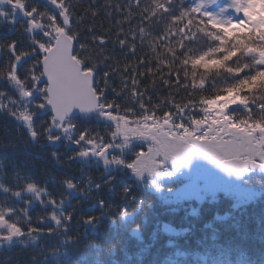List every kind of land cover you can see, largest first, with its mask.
Here are the masks:
<instances>
[{
	"label": "trees",
	"instance_id": "1",
	"mask_svg": "<svg viewBox=\"0 0 264 264\" xmlns=\"http://www.w3.org/2000/svg\"><path fill=\"white\" fill-rule=\"evenodd\" d=\"M200 1L170 0V13L148 17L141 10L155 0H139V7L135 0H64L70 6V24L77 44L85 46L84 51L77 46V51L96 64L101 87L107 80L104 96L118 109L109 110L112 114L127 111V119L132 121L141 119L145 110L157 118L170 113V121L183 116L185 125L190 124L189 115L201 117L195 108H185L181 113L175 107L187 105L190 98L195 100L201 94L199 89L184 87L190 82L185 80L179 61L171 68L160 63L172 59L167 52L169 45L178 56L185 50H206L210 42L198 32L193 31L191 38L184 37L183 48L172 34L173 25L181 23L174 17L184 9L200 7ZM25 3L41 11L58 12L46 0ZM203 10L208 12L204 6ZM61 21L57 15V23ZM141 28L148 34L143 41ZM26 29L0 23V44L15 41L18 50H30L31 38ZM132 36L136 37L134 54L129 51ZM101 38L104 44L99 43ZM120 39L125 40L124 48ZM34 60L28 59L27 64L23 60L22 64L27 67ZM8 66L7 51L0 50V72L6 73ZM105 71L109 73L107 78ZM17 74L24 78L23 69L18 67ZM8 87L11 86L7 79L0 78V91L17 98L19 95H11ZM49 120L50 116L43 114L34 117L38 132H43L45 121ZM108 123L96 117L77 120L79 130L88 129L90 135L102 137L106 143L112 140L114 131ZM79 151L78 146L67 141L51 144L43 134L34 142L24 126L6 111H0V183L13 191L21 190L26 199H31L23 193L29 182L47 189L58 201L64 198L59 207L47 204V198L43 204L32 199L26 207L21 199L0 189V206L15 208L14 217L19 216L26 232L29 224L24 222L25 212L31 226L42 230L26 235L21 242L0 245V264H264V199L237 206L234 198L222 194L201 203L192 200L167 204L158 195L139 189L129 176L128 167L120 165L107 171L97 161L87 164L88 160L77 156ZM113 153L117 157L124 155ZM127 161L132 162V157ZM69 180L78 184V196L73 197L67 190L65 182ZM178 183H169L167 189L177 188ZM255 184L261 186L264 181ZM53 215L62 223L58 225Z\"/></svg>",
	"mask_w": 264,
	"mask_h": 264
},
{
	"label": "snow or ice",
	"instance_id": "2",
	"mask_svg": "<svg viewBox=\"0 0 264 264\" xmlns=\"http://www.w3.org/2000/svg\"><path fill=\"white\" fill-rule=\"evenodd\" d=\"M46 3L55 6L58 12L29 7L25 0H0V23L15 24L18 17L24 18L31 38L30 50H18L15 41L0 44V50L7 51L9 65L6 73L0 72V78H6L19 95L17 100L0 91V111H6L24 126L34 142L43 134L51 144L67 141L78 146L79 157H97L105 165H119L124 163L123 160L111 154L109 149H123L133 139L150 140L152 143L147 151L138 152L134 162L126 165L138 176L144 173L171 175L158 170L168 161L179 168L193 154L203 155L237 175H242L249 167L264 169V0H233L234 11L242 16L240 20L220 19L205 12L203 5L184 9L174 17L181 22L173 25L175 32L172 33L179 38L180 48L184 47V37L191 38L193 31L210 42L206 50H185L179 56L169 45L167 52L172 59L160 60L169 68L179 61L185 80L190 82L184 87L190 86L201 92L195 100L190 98L189 104L175 105L181 113L185 108H195L201 113L200 118L189 115L188 126L182 122L183 116L170 123V113L157 118L145 110L140 114L141 119L132 121L127 119V111L112 114L118 109L104 96L107 80L101 87L97 82L96 64L77 51V46L81 51L85 46L77 44V35L70 24L69 4L64 0H46ZM135 3L139 7V0ZM169 3L170 0H155L141 11L148 17L170 13ZM57 15L62 17L61 23H57ZM254 16L257 19L254 20ZM144 18L142 15L141 19ZM168 32L171 33L172 29ZM139 35L143 41L148 34L141 28ZM132 40L129 51L134 54L136 37L132 36ZM104 42L102 38L99 41L100 44ZM119 43L125 47L124 39ZM149 46L156 54L151 41ZM33 57L34 62L26 67L27 60ZM22 60L25 64H21ZM18 67L24 70V78L17 74ZM108 75L105 71L104 77ZM132 83L135 85L137 81L134 79ZM139 106L145 108L143 103ZM37 114L50 116L42 133L34 123ZM93 116L109 122V128L114 127L111 141L106 143L102 137L90 135L88 129H78V118L91 119ZM120 140L122 142H117ZM65 184L70 192H78L75 181L69 180ZM0 189L21 199L26 207L31 205L32 199L43 204L47 198V204L54 207L61 206L64 200L63 197L59 201L52 198L47 189L32 182L23 188V193L31 199H26L21 190L13 191L2 183ZM16 211L11 206H0V242L7 245L42 231L31 226L25 212L24 222L29 224L26 232L19 216L14 217ZM52 219L58 225L62 223L55 215ZM67 219L70 221L71 217Z\"/></svg>",
	"mask_w": 264,
	"mask_h": 264
},
{
	"label": "rangeland",
	"instance_id": "3",
	"mask_svg": "<svg viewBox=\"0 0 264 264\" xmlns=\"http://www.w3.org/2000/svg\"><path fill=\"white\" fill-rule=\"evenodd\" d=\"M201 4L205 7L206 11L208 13H211L212 15L228 20H237L242 19V16L234 11L233 8V0H201ZM259 11V9H257ZM16 27L23 29L24 27H27L26 19L24 18H17ZM18 28H16L15 31H17ZM14 31V32H15ZM23 60L21 61L22 64ZM11 95H16L18 93L15 92L14 89L11 87H8ZM15 99L19 100V96ZM6 102V100H5ZM19 106V105H17ZM172 121H170L171 123ZM188 126V125H185ZM122 142V140H120ZM150 140H136L131 141L130 144L123 149H109V152L114 155L113 152L116 151H124L125 156L132 157L133 161L136 159V154L140 151L146 152L148 147L151 145ZM130 152V153H129ZM117 157V156H116ZM126 157H118L119 159L123 160V162L127 163ZM85 161H87V164H91L93 161L94 164H96V161L98 163V166L104 167L107 171L111 169H116L119 165L117 164H107L105 165L103 160L97 157H83ZM162 160V158H160ZM132 162H128L132 163ZM214 162L200 154H193L190 159L179 166V168H176L171 161L166 162L164 168L159 169L158 171H167L172 173L171 175L167 176H159V175H150L148 173H144L142 176H138L132 169L128 168L129 170V176L135 182L136 186H138L139 189H145L146 191H150L156 195L159 196L160 199L164 203H171V204H184L189 201H194V197H197V199H201V201H195V202H204L206 200H214L219 197L218 193L212 192L211 195H209L207 190H201L197 191L195 190V187L199 186H209L212 187V189H215L216 180L218 178V175L213 170L212 164ZM124 164V163H123ZM122 167H124V165ZM173 181L179 182L177 188L173 190H168L167 186L169 183H172ZM264 181V179H263ZM124 184H127L126 182H123ZM141 186V188H140ZM149 187V188H148ZM256 189H254L253 194H249L247 188V196L242 197L241 193H237L234 191L231 187H224L223 190L225 194L231 196L235 199L236 205L240 206L238 203H242L244 201L252 202L257 201L259 199H264V185L256 186ZM211 189V188H210ZM89 190V189H88ZM128 190H131V186H128ZM218 192V191H217ZM71 195L73 197L78 196L79 193L77 192H71ZM187 205V204H186ZM168 230L169 228H165ZM4 244L3 242H0V245Z\"/></svg>",
	"mask_w": 264,
	"mask_h": 264
},
{
	"label": "flooded vegetation",
	"instance_id": "4",
	"mask_svg": "<svg viewBox=\"0 0 264 264\" xmlns=\"http://www.w3.org/2000/svg\"><path fill=\"white\" fill-rule=\"evenodd\" d=\"M215 165H216V163L212 164L213 170H214ZM261 179H264V170L257 168V170H251L250 175L244 181L241 182V185L233 186V185L227 184L228 182H227L226 178H220L218 176V178L215 182L216 185L214 186L215 189H212V187L206 186V190L208 189L209 192H207V193L209 195H211L212 192H216L220 196L223 193L225 194V192L223 190L224 187H228V188L231 187L236 192L238 191L237 189H240V193H241L242 197H246L247 196V191H246L247 188H249L248 193L253 194L254 189H256L255 183L257 181H260ZM218 186H219V189H217ZM237 193H239V192H237ZM193 199H194V201H201V199H197V197H194ZM173 206L176 207L178 205H173Z\"/></svg>",
	"mask_w": 264,
	"mask_h": 264
},
{
	"label": "water",
	"instance_id": "5",
	"mask_svg": "<svg viewBox=\"0 0 264 264\" xmlns=\"http://www.w3.org/2000/svg\"><path fill=\"white\" fill-rule=\"evenodd\" d=\"M252 169L257 170V168L249 167V169L245 173H243L242 175H237L234 172L226 171L224 168H222L221 166L217 164L214 166V170L220 176V178H226L227 182L232 185L240 184L243 180H245L250 175V170ZM261 170H264V169H261ZM217 188H219V186ZM195 190L201 191V190H204V187L199 186V187H196ZM237 190L238 192H240V189H237Z\"/></svg>",
	"mask_w": 264,
	"mask_h": 264
}]
</instances>
